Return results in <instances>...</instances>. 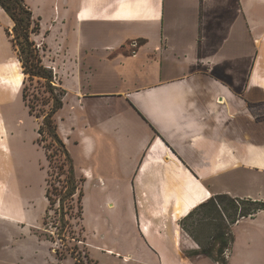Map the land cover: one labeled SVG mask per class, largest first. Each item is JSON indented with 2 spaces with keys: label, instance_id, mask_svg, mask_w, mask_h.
Returning a JSON list of instances; mask_svg holds the SVG:
<instances>
[{
  "label": "crops",
  "instance_id": "1",
  "mask_svg": "<svg viewBox=\"0 0 264 264\" xmlns=\"http://www.w3.org/2000/svg\"><path fill=\"white\" fill-rule=\"evenodd\" d=\"M55 3L57 71L77 113L67 132L83 149L84 183L130 184L147 247L162 264H195L204 255L186 253L199 249L181 228L187 214L215 194L264 201V0ZM14 25L0 5V104L21 97L29 112ZM97 26L93 38L87 28ZM15 209L0 199V215L26 219ZM233 233L228 264H264V210Z\"/></svg>",
  "mask_w": 264,
  "mask_h": 264
},
{
  "label": "rangeland",
  "instance_id": "2",
  "mask_svg": "<svg viewBox=\"0 0 264 264\" xmlns=\"http://www.w3.org/2000/svg\"><path fill=\"white\" fill-rule=\"evenodd\" d=\"M26 1L35 14L37 12L42 16V30L32 37L40 47L44 63L53 70L54 83L59 92L62 79L57 66L62 58V44L58 46L56 42L57 38L61 40L62 37L58 30L56 33L57 17L51 18L54 15L53 5L57 7L55 2L64 7V0ZM87 29L92 31L93 38L100 36L97 30H102L100 26ZM223 38L228 50V45L232 43L230 37L224 35ZM133 41L129 44L131 53ZM65 52L67 56V48ZM65 81L70 90L76 87V80L65 76ZM28 86L30 95L37 93L41 98L48 95L40 83L31 85L28 81ZM72 99L71 96L65 100L63 109L55 115V121L62 139H69L70 136V140L65 142L79 173L84 152L74 140L75 135L67 132L77 116ZM3 101L0 104L4 129L0 136V199L13 204L16 208L15 217L24 214L26 219L0 218V264H162L158 253L147 247L139 230L140 209L136 205L138 193L130 184H124L116 178L112 181L105 178L103 181L97 177L94 182L89 180L84 183L83 219H73L75 238H70L61 230L62 223L55 212L59 204L49 208L46 197L48 182L53 180L58 186L59 182L57 171L52 173L47 151L38 140V128L42 120L29 114L21 97ZM40 107L49 110L50 105ZM45 135V143L49 144L52 138L47 131ZM103 183L109 185L110 189L103 188ZM117 183L120 189L116 188ZM109 202L114 205L110 206ZM194 260L195 264H216L205 256Z\"/></svg>",
  "mask_w": 264,
  "mask_h": 264
},
{
  "label": "trees",
  "instance_id": "3",
  "mask_svg": "<svg viewBox=\"0 0 264 264\" xmlns=\"http://www.w3.org/2000/svg\"><path fill=\"white\" fill-rule=\"evenodd\" d=\"M0 5L15 22L13 35L9 31L8 33L18 51L25 74L23 99L30 114L42 120L38 128V140L47 151L52 173L57 171L59 186L50 180L46 189L49 208L59 204L55 212L59 214L61 230L70 238H75L73 219H83V185L86 178L77 172L55 121V115L64 107L66 90L61 88L57 92L53 70L44 63L40 47L32 37L41 31L40 18L34 17L25 0H0ZM28 81L31 85L34 82L42 84L44 93L48 95L41 98L37 93H32L31 96ZM44 104L50 105L49 110L40 107ZM46 131L52 138L49 144L45 143ZM50 175L52 176L51 173ZM63 175L64 178H61ZM261 210H264V201L261 200L233 197L226 193L213 195L180 222L183 231L199 245L198 251H187V255H204L217 264H228L226 252L235 241L233 226L239 220L252 217Z\"/></svg>",
  "mask_w": 264,
  "mask_h": 264
},
{
  "label": "built area",
  "instance_id": "4",
  "mask_svg": "<svg viewBox=\"0 0 264 264\" xmlns=\"http://www.w3.org/2000/svg\"><path fill=\"white\" fill-rule=\"evenodd\" d=\"M226 256H227V257L229 256V249H228L227 252H226Z\"/></svg>",
  "mask_w": 264,
  "mask_h": 264
},
{
  "label": "bare ground",
  "instance_id": "5",
  "mask_svg": "<svg viewBox=\"0 0 264 264\" xmlns=\"http://www.w3.org/2000/svg\"><path fill=\"white\" fill-rule=\"evenodd\" d=\"M3 216V215H2ZM5 218H9L8 216H4ZM13 219V218H12ZM110 252V251H109Z\"/></svg>",
  "mask_w": 264,
  "mask_h": 264
}]
</instances>
